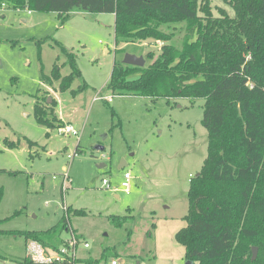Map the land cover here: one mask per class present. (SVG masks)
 Returning <instances> with one entry per match:
<instances>
[{
  "label": "rangeland",
  "instance_id": "obj_1",
  "mask_svg": "<svg viewBox=\"0 0 264 264\" xmlns=\"http://www.w3.org/2000/svg\"><path fill=\"white\" fill-rule=\"evenodd\" d=\"M209 1L214 16L218 9L233 16L223 0ZM65 17L0 9V264H41L30 259L29 245L54 249L9 233L44 232L63 217L90 245L69 264H187L176 235L186 226L190 180L208 153L204 100L112 93L115 64L133 56L147 67L148 53L158 55L162 45L117 47L115 14L75 11L62 23ZM163 30L182 45L185 24ZM64 50L81 76L62 92L51 74L58 67L62 78L71 75ZM37 107L51 128L38 121ZM69 124L78 137L60 134ZM126 172L129 193L121 186Z\"/></svg>",
  "mask_w": 264,
  "mask_h": 264
},
{
  "label": "trees",
  "instance_id": "obj_2",
  "mask_svg": "<svg viewBox=\"0 0 264 264\" xmlns=\"http://www.w3.org/2000/svg\"><path fill=\"white\" fill-rule=\"evenodd\" d=\"M223 1L233 16L224 9L214 16L209 0H0V9L56 12L66 15L62 23L75 11L111 13L117 47L160 43L158 55L148 53L147 67L115 64L107 89L153 99L204 100L208 153L199 176L190 180L186 226L176 240L187 262L264 264V0ZM181 24L185 33L178 48L170 42L174 33L163 27ZM64 52L71 75L62 78L58 67L51 74L61 80L62 92L81 76L75 55ZM35 112L40 123L52 127L39 107ZM74 214L86 215L83 210ZM68 222L63 217L44 232L9 234L56 252Z\"/></svg>",
  "mask_w": 264,
  "mask_h": 264
},
{
  "label": "built area",
  "instance_id": "obj_3",
  "mask_svg": "<svg viewBox=\"0 0 264 264\" xmlns=\"http://www.w3.org/2000/svg\"><path fill=\"white\" fill-rule=\"evenodd\" d=\"M107 101L111 102L112 97L108 96L105 97ZM102 98L96 97L94 101H98ZM61 135H73L78 137L79 131L76 130L72 125L66 126L63 131L60 132ZM68 179V176L64 177V182ZM130 180L131 175L130 173L126 172L124 175V181L122 183V189L129 193L130 190ZM103 185L110 190L113 188L110 185V182L106 179H103ZM67 236L63 239V244L60 246L58 251H54L53 255L50 254L48 251L43 249L40 245L31 243L29 245L28 255L31 260L35 262H39L41 264H69L74 260L77 256L78 250L80 247L84 249L90 248V245L81 238L72 228H68L66 230ZM112 264H117L115 261Z\"/></svg>",
  "mask_w": 264,
  "mask_h": 264
},
{
  "label": "water",
  "instance_id": "obj_4",
  "mask_svg": "<svg viewBox=\"0 0 264 264\" xmlns=\"http://www.w3.org/2000/svg\"><path fill=\"white\" fill-rule=\"evenodd\" d=\"M124 64L128 65V66H135V67H144L145 66V62L142 59H137L133 56H127L124 60ZM97 151H103L104 147L103 146H97L96 147ZM104 167V166H102ZM197 176H199V173L197 174ZM257 256V248H253V258L255 259ZM187 264H195L193 262L188 261Z\"/></svg>",
  "mask_w": 264,
  "mask_h": 264
},
{
  "label": "crops",
  "instance_id": "obj_5",
  "mask_svg": "<svg viewBox=\"0 0 264 264\" xmlns=\"http://www.w3.org/2000/svg\"><path fill=\"white\" fill-rule=\"evenodd\" d=\"M28 11V10H27ZM29 13H31L32 11H28ZM23 23H27V20L25 18H22L21 20ZM123 167V166H122ZM65 239L64 236H61V240Z\"/></svg>",
  "mask_w": 264,
  "mask_h": 264
}]
</instances>
